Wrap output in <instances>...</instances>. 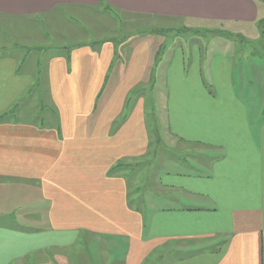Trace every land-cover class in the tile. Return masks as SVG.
Segmentation results:
<instances>
[{
  "label": "crops",
  "instance_id": "crops-1",
  "mask_svg": "<svg viewBox=\"0 0 264 264\" xmlns=\"http://www.w3.org/2000/svg\"><path fill=\"white\" fill-rule=\"evenodd\" d=\"M258 2L0 0V16L93 8L219 33L256 26ZM149 46L116 65L111 43L65 48L38 80L0 56V264H264V62L172 50L149 102L132 97ZM43 77L37 120L20 106ZM154 102L166 125L152 148ZM154 148L161 165L141 189L123 172Z\"/></svg>",
  "mask_w": 264,
  "mask_h": 264
},
{
  "label": "rangeland",
  "instance_id": "rangeland-1",
  "mask_svg": "<svg viewBox=\"0 0 264 264\" xmlns=\"http://www.w3.org/2000/svg\"><path fill=\"white\" fill-rule=\"evenodd\" d=\"M257 5L259 16L256 26H234L233 29L230 28L233 31L222 30L223 32L219 33L198 27H181L182 22L172 20L132 18L127 22L126 15L117 16L110 11L93 8H58L45 17L39 16L35 19L33 16L24 18L0 16V56L4 54L14 56L18 61V69L23 71L26 68L32 79L38 80V77L40 79L46 75L44 70L46 59L59 50L80 45L111 43L115 50L113 65H116L126 64L138 43H149L150 62L144 79L138 84L139 87L133 90L132 97L136 93L144 92L146 100L151 102L153 97L151 88L158 81V72L161 77L172 50L185 49L188 53L193 50L202 54L214 50L233 53L236 58L243 56L246 65L250 62L258 63L259 58L264 62V0H260ZM163 59L166 60L165 63L162 62ZM185 59L188 60V76H191L192 58L185 56ZM112 70L115 71L114 68ZM45 79L43 77L40 90L38 87L41 81L36 85H34L36 81L30 85L26 99L20 106L21 109L26 108L24 109L26 111L31 107L32 113L38 114L37 120L46 113L44 107L46 89L43 88ZM253 110L255 111L254 108ZM147 114L150 143L153 148L157 138L161 139L160 133L166 125V118L164 116L158 118L156 102L149 103ZM170 149L169 152H164L166 156H174L173 149ZM160 155L162 154L154 148L149 152L148 160L135 161L123 173L131 174L133 180L139 174L140 188L143 189L146 187L147 177L152 176L160 167L161 162L158 164ZM129 190L132 191L131 186Z\"/></svg>",
  "mask_w": 264,
  "mask_h": 264
}]
</instances>
